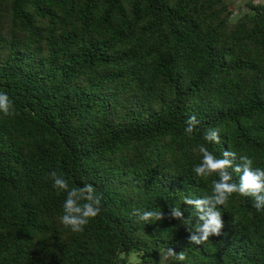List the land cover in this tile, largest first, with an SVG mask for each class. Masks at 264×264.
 <instances>
[{
  "label": "trees",
  "instance_id": "obj_1",
  "mask_svg": "<svg viewBox=\"0 0 264 264\" xmlns=\"http://www.w3.org/2000/svg\"><path fill=\"white\" fill-rule=\"evenodd\" d=\"M230 0H0V264H264V213L234 193L201 244L185 196L210 192L193 151L247 153L264 167V3ZM199 120L191 135L187 118ZM219 128V144L204 140ZM237 162H239L237 160ZM92 183L101 212L64 226L49 173ZM239 180V174L233 173ZM134 208L159 220L138 222ZM198 219V217H197Z\"/></svg>",
  "mask_w": 264,
  "mask_h": 264
},
{
  "label": "clouds",
  "instance_id": "obj_2",
  "mask_svg": "<svg viewBox=\"0 0 264 264\" xmlns=\"http://www.w3.org/2000/svg\"><path fill=\"white\" fill-rule=\"evenodd\" d=\"M14 101L9 93L0 90V113L14 114ZM199 120L195 114L189 116L184 131L191 135L196 130ZM204 140L219 144L221 132L219 128H209L204 134ZM202 154L200 161L193 165L192 171L198 177L207 178L216 176L210 185V192L202 196H185L184 202L195 206L196 222L193 224L191 215L185 217L184 209L174 205L171 215L180 218L188 226L189 240L194 244H201L213 234H220L223 228V219L220 206L226 205L234 193L253 197L252 207L264 213V167L254 166V159L247 153L238 154L236 151L224 150L217 155L208 144L199 143L193 148ZM237 160L239 162H237ZM233 173L239 174L237 181ZM52 186L57 192L66 193L62 202L60 222L73 232H82L92 218L101 212V199L92 183H83L70 186L65 175L52 170ZM133 215L138 222L150 223L159 220L162 212L155 208H134ZM198 217V219H197ZM159 264H170L171 260L184 262L188 259L187 253H177L173 248L161 249Z\"/></svg>",
  "mask_w": 264,
  "mask_h": 264
},
{
  "label": "rangeland",
  "instance_id": "obj_3",
  "mask_svg": "<svg viewBox=\"0 0 264 264\" xmlns=\"http://www.w3.org/2000/svg\"><path fill=\"white\" fill-rule=\"evenodd\" d=\"M232 2V6L234 7V18H237L238 16H240L241 14H243L247 9V3L249 1H253L255 3H264V0H230ZM137 259V256H133L131 263L130 264H134L135 261ZM170 264H173V261L170 259Z\"/></svg>",
  "mask_w": 264,
  "mask_h": 264
}]
</instances>
